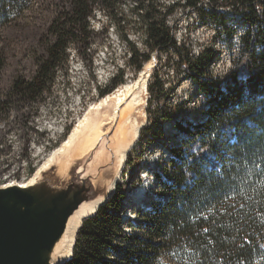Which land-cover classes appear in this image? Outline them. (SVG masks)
<instances>
[{
  "label": "trees",
  "instance_id": "16d2710c",
  "mask_svg": "<svg viewBox=\"0 0 264 264\" xmlns=\"http://www.w3.org/2000/svg\"><path fill=\"white\" fill-rule=\"evenodd\" d=\"M29 1L0 0V30L8 25L15 26L16 20L27 11ZM130 1L133 2L131 12L139 19L150 52L141 54L124 34L129 65L138 73L149 61L151 51H170L177 59V68L191 80L204 102L199 116L181 123L177 120L181 105L169 103L173 87L165 89V81L156 72L153 73L152 81L147 84V103L150 105L149 116H152L156 127L149 130V138L151 141L161 139L164 122L170 123L167 127H173L183 134L182 139L168 144L166 160L160 162L161 174L157 171L153 174L158 181L159 189L155 192L157 199L137 217L136 224L141 227V232L127 233L122 227L121 217L125 196L122 188L125 185L117 183L112 196L97 208L94 215L83 219L76 234L72 256L62 264H176L172 250L185 239H204L198 238L195 233L198 229L209 227L204 220L198 225L188 223L182 209L194 201H204L218 191L223 181L217 176V166L223 170L225 177L235 171V168L228 166L229 156L243 165L245 159L251 161L253 157L264 154V0H208L213 14H217L219 7L231 8L243 23L239 53L233 59L232 68L221 76H213L208 71L216 55L212 47H202L197 56L186 49L184 54L167 24V18L177 7L197 9L204 0H178L167 6L158 0ZM48 3L51 15L38 37L40 50L34 56L31 76L16 75L7 87L0 79V117L8 114L12 108L16 122L28 121L29 107L42 100L55 71L67 61L70 46L74 47L80 60L90 66L95 35L90 19L94 18L96 10L102 11L120 30L127 16L123 13V0H50ZM219 24L227 30L229 38L236 35L224 20ZM5 60L6 54L0 47V74ZM123 82V71L120 70L104 88L99 89V96L111 93ZM214 121L216 127H223L224 131L212 141L208 134ZM7 126L8 123L4 128ZM209 143L212 144L210 154L202 152L199 156L193 155V145L199 144L203 149ZM2 148L3 145H0V153ZM137 161L126 156L125 165L132 167ZM185 168L190 175L185 173ZM261 179H264V171L255 174L254 183L248 185V195H253L251 189ZM255 195L257 199H264V189H258ZM127 200L130 206L128 197ZM228 203H235L239 208L245 201L238 192L236 200H229ZM216 207L220 209L221 205L217 203ZM228 212L233 213L235 209L228 208ZM260 212L264 213V207L260 208ZM221 219L227 220L229 217ZM127 221L131 228V221ZM231 221L241 229L235 244L221 242L224 236L231 238L235 235L234 231L216 229L217 235L213 237L219 253L231 254L224 257L225 264L229 259H243L246 264H264L259 248L264 243V224L259 222L255 213L245 214L243 211L231 216ZM241 243L244 247L237 248L236 245Z\"/></svg>",
  "mask_w": 264,
  "mask_h": 264
},
{
  "label": "rangeland",
  "instance_id": "374dc122",
  "mask_svg": "<svg viewBox=\"0 0 264 264\" xmlns=\"http://www.w3.org/2000/svg\"><path fill=\"white\" fill-rule=\"evenodd\" d=\"M49 1L30 0L27 11L16 20L15 26L10 27L8 25L0 30V47L6 54L0 79L5 87L16 75L31 76L35 64L34 56L40 50L38 37L51 15ZM158 1L165 6L178 2V0ZM132 8V1L123 0L122 9H124V15L127 16L122 23V30L117 28L102 11L96 10L94 18L90 19L91 28L95 32L91 46L92 59L90 60L92 63L90 66L82 62L74 47L70 46L67 51V61L55 71L54 79L48 90L43 93L42 100L32 104L31 108L29 107L31 112L28 114V121L25 123L16 122L12 108L8 114L0 117V145H3V151L0 153V186L9 182L23 183L29 181L37 168L51 155L54 149L67 140L72 130L79 124V120L84 117L89 109L99 105L104 98L99 96V89L104 88L120 70L123 71L124 82L117 88L137 79L147 62L138 73L134 71L128 63V45L123 40V35H127V38L141 54L148 53L150 50L145 44V36L141 30L139 19L131 12ZM230 9L219 7L216 9L217 14H213L209 1L204 0L197 9L177 7L167 18L170 32L177 44L182 47L184 54L186 53L185 49L191 55L196 54V51L202 47L214 49L217 59L215 62L213 59L212 62L214 63L210 62L208 67L209 73L213 76L223 74L227 67L228 55L231 56L235 48L240 47L237 35L242 31L243 23L237 13ZM221 20H224L225 24L233 29L236 35L229 38L226 35L227 30L219 24ZM151 60L153 66L147 84L152 81L153 73L156 72L158 77L168 84L169 88L173 87L169 103L173 106L181 105L180 110L177 111V120L184 124L188 119L199 116V110L204 102L203 96L198 93L192 82L188 81V77L183 74L181 69L177 68V59L174 54L170 51L166 53L153 50L150 53L149 61ZM117 88L107 95L112 94ZM141 98H147L148 102L149 91L147 87ZM149 108L150 105L146 103L142 113L137 117V121L141 122L142 126L133 148L127 153V157L132 161H137V158L140 159L132 167H127L126 161H124L119 173L120 178L116 182V185L117 183L118 185H125L122 188L125 196L122 204L124 211L121 217L125 216V211L129 209L127 197L130 196L128 193H131L132 188V194L137 187L149 191L143 194L147 199L141 205L136 204L137 206L131 210V218L129 219L131 228L127 224V219L122 220V227L127 233L141 232V227L136 224L137 217L151 206L153 200L157 199L155 192L159 189L158 181L155 178H150V170L154 169L155 172L161 170L160 162L166 160L168 144L175 143L183 137L182 132L180 133L177 129L166 128L167 123L164 122L165 130L162 129L163 136L161 139L151 141L148 133L150 129L155 130L156 123H153L152 116H149ZM92 122L90 121L89 124ZM6 123L8 126L4 128ZM105 127L107 126L105 125ZM114 131L115 127L110 129L107 135L110 140L101 139V143L98 145V149L107 155L108 162L111 158L114 159L112 161L114 163L107 164L104 174H110L116 167V156H113L110 149L115 143ZM130 140L131 136L124 142ZM2 142L4 144H1ZM107 144H110L111 147H108ZM140 151L142 153L139 156ZM142 175H144L143 177L147 175L150 180L146 182V178H143ZM138 199L136 198V200ZM112 258L115 260L114 257Z\"/></svg>",
  "mask_w": 264,
  "mask_h": 264
},
{
  "label": "water",
  "instance_id": "95a60500",
  "mask_svg": "<svg viewBox=\"0 0 264 264\" xmlns=\"http://www.w3.org/2000/svg\"><path fill=\"white\" fill-rule=\"evenodd\" d=\"M100 143L82 157L55 160L27 186H0V264H55L72 214L83 203L112 196L116 182L112 193L108 183L118 167L104 174L114 159L96 162Z\"/></svg>",
  "mask_w": 264,
  "mask_h": 264
},
{
  "label": "bare ground",
  "instance_id": "6f19581e",
  "mask_svg": "<svg viewBox=\"0 0 264 264\" xmlns=\"http://www.w3.org/2000/svg\"><path fill=\"white\" fill-rule=\"evenodd\" d=\"M240 34L241 32L239 33V35ZM239 35H237L238 43ZM232 55L233 53L231 54V56L228 55L227 59L231 58ZM216 59L217 56L215 55L214 62L216 61ZM152 66V60L147 62L136 80L131 83L129 82L121 85L112 94L104 96L98 106L90 108L89 111L84 115V117L79 120V124L72 130L67 140L63 142L59 147L54 149L51 155L39 166V168H37L32 178L27 182L18 184H20L21 186H27L33 183V181L39 176V173L57 159L68 162L70 159L84 156L96 144L100 143L99 141L101 139L110 140V137H108L107 135L110 132V129L115 127V131L113 132L115 137L113 148L110 144H107L108 147H111L110 149L112 154L116 156L115 160L118 167L115 179L108 183V191L109 193H112L114 183L117 182L118 178H120L119 173L122 169L124 161H126L127 153L134 146L136 139L138 138L139 129L142 126V123L137 121V117L142 113L143 108L147 103V98L144 99L141 98V96L146 91L148 77ZM223 73H225V70ZM187 79L188 81H191L189 78ZM90 121L93 122L89 124ZM105 125L107 127H105ZM168 125L169 124L167 123L166 127ZM130 136L131 140L125 143L124 140H126ZM95 160L97 163H103L107 161V155L102 150H98L95 154ZM161 171L162 170H157V172H159L160 174ZM154 172V169L150 170V178L152 179L155 178L153 175ZM143 176L144 175H142V177ZM143 178H146V182L150 180L148 179L147 175ZM8 184H15V182H9L5 185ZM132 192L133 188L131 190V193H128V195H130L128 199H130L131 204H134H130L129 206L128 210H130V213L132 212L131 210L135 206H137L136 204H140L146 198L143 195L144 192L149 191L142 190V188L138 189L137 187L136 190H134L133 194ZM136 198L139 199L136 200ZM105 202L106 198L100 197L95 201L83 203L74 212V214H72V216L69 218L65 234L56 247V252L54 255L55 264L64 263L72 256V249L76 234L78 229L81 227L83 219L94 215L97 208L103 205Z\"/></svg>",
  "mask_w": 264,
  "mask_h": 264
},
{
  "label": "snow or ice",
  "instance_id": "6c2138e0",
  "mask_svg": "<svg viewBox=\"0 0 264 264\" xmlns=\"http://www.w3.org/2000/svg\"><path fill=\"white\" fill-rule=\"evenodd\" d=\"M227 71V69H225ZM224 131L223 127L217 128L215 121L213 122L212 129L209 131V139L214 141L216 136ZM230 131V129H229ZM235 143L234 140L231 141ZM212 144L209 143L205 148L201 149L199 144L193 145V155L199 156L202 152L205 155L210 154ZM229 168H235V171L228 177L224 176L223 170L217 166V176L223 181L219 186L218 191L205 198L204 201H194L186 209H182L184 216L188 218V223L192 225H198L201 220H204L209 224L202 230H197L195 235L203 237L204 239L196 240H183L180 245L172 250L171 255L176 260V264H225V256H230V253H219L217 251L216 240L213 239L217 235L216 229H225L234 231L235 235L231 238L224 236L222 243L235 244L237 236L241 229L236 228L231 221V216L243 211L245 214L255 213L257 219L261 224H264V213L260 212V208L264 207V199H257L255 193L258 189H264V179L255 183V187L252 188L253 195H248V185L254 183L253 177L256 173L264 171V154L257 157H253L251 161L245 159L243 165L236 163L235 158L229 156ZM185 173H188L185 168ZM243 171V175L241 172ZM243 196L245 203H241L239 208L235 203L229 204V200L235 201L237 193ZM221 205L220 209L216 207V204ZM228 208L235 209V212L229 213ZM222 217H229L227 220H222ZM181 223V227H183ZM237 248H243V243L236 245ZM260 256L264 259V243L259 245ZM227 264H246L243 259H229Z\"/></svg>",
  "mask_w": 264,
  "mask_h": 264
},
{
  "label": "built area",
  "instance_id": "2783aa9c",
  "mask_svg": "<svg viewBox=\"0 0 264 264\" xmlns=\"http://www.w3.org/2000/svg\"><path fill=\"white\" fill-rule=\"evenodd\" d=\"M238 53H239V48H235V50L233 51V55H232V57L227 59V67L225 68V69H227V71H228L230 68H232V66H233V65H232L233 59H235V58L237 57ZM197 54H198V50L196 51V54H194V56H197ZM227 71H225V73H226ZM164 87H165V89H168V84L165 83V84H164Z\"/></svg>",
  "mask_w": 264,
  "mask_h": 264
}]
</instances>
